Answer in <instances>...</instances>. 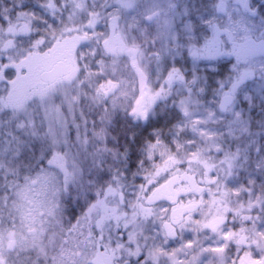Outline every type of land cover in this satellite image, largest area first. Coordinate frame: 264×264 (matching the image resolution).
<instances>
[{
	"label": "snow or ice",
	"instance_id": "snow-or-ice-1",
	"mask_svg": "<svg viewBox=\"0 0 264 264\" xmlns=\"http://www.w3.org/2000/svg\"><path fill=\"white\" fill-rule=\"evenodd\" d=\"M0 264H264V0H0Z\"/></svg>",
	"mask_w": 264,
	"mask_h": 264
}]
</instances>
